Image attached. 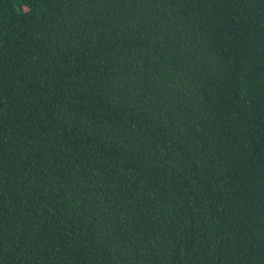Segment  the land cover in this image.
<instances>
[{
  "label": "trees",
  "instance_id": "obj_1",
  "mask_svg": "<svg viewBox=\"0 0 264 264\" xmlns=\"http://www.w3.org/2000/svg\"><path fill=\"white\" fill-rule=\"evenodd\" d=\"M0 264H264V0H0Z\"/></svg>",
  "mask_w": 264,
  "mask_h": 264
}]
</instances>
